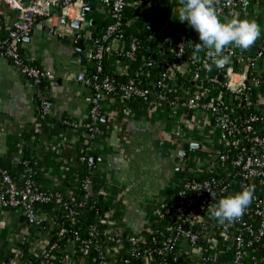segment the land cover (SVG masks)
I'll use <instances>...</instances> for the list:
<instances>
[{"label":"crops","instance_id":"obj_1","mask_svg":"<svg viewBox=\"0 0 264 264\" xmlns=\"http://www.w3.org/2000/svg\"><path fill=\"white\" fill-rule=\"evenodd\" d=\"M97 3L98 0L88 3L94 8L88 9L85 17L80 16L81 10L77 14L73 9L66 20L59 6H53L50 15L43 20L37 18L31 32L18 43V50L28 61L51 72L46 82L52 102L49 114L38 113L35 87L30 79L8 59L0 57V164L14 167L24 157L33 159L35 184L60 195L73 188L71 177L81 166L77 159L84 148L85 132L71 124L82 122L90 105L91 90L77 76L92 65L88 37L99 31L107 18V9L103 5L96 7ZM83 6L77 2L74 8ZM178 8V0H127L126 25L139 19L149 39L168 37L184 39L191 45L199 43L198 33L187 22L178 20ZM247 9L245 13L228 9L218 16L221 22L238 17L258 23L260 37L246 50L252 53L257 44L264 45V0H252ZM14 17V11L0 6L3 22L10 23ZM75 19L80 20V28L72 26ZM80 38L84 39L82 45H78ZM120 43L121 47L125 45L114 43L113 48ZM111 56L115 70L124 73L126 64ZM165 61L157 62L166 66ZM190 113L184 111V137L175 140L172 119L163 101L146 99L137 111L126 108L113 95L104 99L100 117L107 135L90 144L89 158H96L94 163L89 162L94 177L110 187V212L122 230L138 235L149 233L156 223L147 206L170 194L182 179L192 175L196 166L205 165L200 159L213 139L210 134L206 138L201 136L195 116ZM160 142L167 143L168 155L162 153ZM184 142L199 143L200 147L183 158L178 150ZM43 211L49 225L50 214ZM22 215L17 209L0 207V264H4L3 256L18 251L21 243L27 244L30 252L44 251L46 247L49 231L30 225L25 217L21 219ZM115 251L116 248L106 253L112 257ZM66 255L64 264H86L83 259L78 261L73 251Z\"/></svg>","mask_w":264,"mask_h":264},{"label":"built area","instance_id":"obj_2","mask_svg":"<svg viewBox=\"0 0 264 264\" xmlns=\"http://www.w3.org/2000/svg\"><path fill=\"white\" fill-rule=\"evenodd\" d=\"M91 1L95 0H0V6L5 5L15 12V17L10 23L0 19V57L8 59L20 74L30 79L35 87L38 113L43 116L49 114L52 107V102L47 95V84H45L51 72L36 67L28 61L18 50V43L31 32L37 18L43 20L50 15L53 6H59L60 13L68 16L73 9L76 10L75 13H80L81 8H74L75 3L88 5ZM98 1L107 9L108 23L99 37H88V49L91 57L96 61L95 72L90 75L80 73L77 79L91 90L90 105L85 119L82 122L72 123L71 127L83 130L87 138L99 137L97 122L101 118L102 103L106 97L116 92L121 93L125 98L149 97L163 101L172 119L173 139L180 140L187 131L183 121L184 111L187 110L194 114L196 127L201 129V136L206 138L210 134L213 139L210 149L206 150L200 159L205 165L196 166L191 174L198 176L217 167L225 174L192 179L180 187L178 183L175 188L179 187L176 204V219L180 221L179 225L170 229L163 245L155 250L148 247L138 249V234L129 233L127 239L130 254L140 256L155 251L162 256L174 252L177 257L187 255L193 264H209L212 261L249 264L246 247L259 244L264 250V198L259 194H253L251 203L238 221L228 226H221L224 229L232 227L237 230L234 234L221 232L227 241L224 250L215 244L210 246L198 244L201 230L193 229L190 225L198 223L202 219L205 206L217 196L226 194L235 180L239 179L241 186L244 187H248V182L253 180H258L259 184L264 186V133L256 132L254 127V124L262 117L256 112L236 115L233 106L228 105L220 95L205 100L211 87L222 82L224 91L228 95L234 94L239 100V106H253L264 111V45L257 44L252 53L229 46L224 53L229 57V61L219 73H214L207 67V50L199 53L198 60H193L192 54L186 51L187 46L193 48L188 41L161 37L159 43L167 44L169 48H158V52L171 60L161 73V77L149 87L144 86L140 78H129L125 82L116 83L109 76L100 75L101 61L112 51L114 43L124 42V26L126 25L124 11L127 0ZM251 1L216 0L215 7L218 15L228 9L245 13ZM138 47L137 38H132L128 42L124 51L127 61L136 59ZM252 71H255L254 75L250 74ZM183 74L189 75V79L195 83L193 91L190 88H173L177 78ZM220 74L223 75L221 82L218 79ZM166 79L172 82L169 89L163 87ZM198 89L201 90L198 91ZM253 89L257 91L255 98H251L250 95ZM232 146L238 147L237 151H232ZM90 148L91 146L84 142L82 154L77 159L81 165L87 161ZM20 163L26 165L21 182L16 181L7 169L0 167V207L17 209L30 225L39 226L49 221L43 210L50 214V220L55 217V208H47V205L51 202L60 204L61 195L56 194L52 197L51 191L37 188L32 179L33 168L23 160ZM226 164L229 165L228 168ZM88 166L90 167V162ZM92 180V176L82 179V187L87 193L91 191ZM43 205L46 206L44 209H42ZM65 209L70 210L67 207ZM110 210L100 220L106 223L109 229V232L105 233L106 241L110 240L118 248L122 243L121 233L125 230L121 229L116 216ZM182 223L190 225L184 227ZM65 232L66 228H61L58 236L63 237ZM209 232L210 235H214L216 227L212 225ZM99 233L96 224L90 225L88 238L82 239L75 233V239L81 243L79 248L82 255L88 254L91 246L98 247L96 238ZM54 247L55 243L44 250L39 264H55V257L51 253ZM103 250L104 252L99 251L100 258L96 264H112L105 253V250H109L107 244L103 245ZM251 259L252 264H258L255 256ZM153 263L173 264L167 260Z\"/></svg>","mask_w":264,"mask_h":264},{"label":"trees","instance_id":"obj_3","mask_svg":"<svg viewBox=\"0 0 264 264\" xmlns=\"http://www.w3.org/2000/svg\"><path fill=\"white\" fill-rule=\"evenodd\" d=\"M126 13L124 11V21L126 20ZM108 23V18L100 25V30L91 33V37H99L104 31L106 25ZM147 29L144 26V23L139 24V19L132 22L131 25L124 26L125 45L121 47V43L119 46L112 48V51L102 58L101 66L102 71L100 75H107L109 78L113 79L116 83L125 82L129 78H140L142 79L143 85L149 87L153 82L157 81L161 77V73L163 70L159 69L156 65H149L145 68H142V65L147 61H165L170 62V58L161 55L158 51H156L157 45L159 48H169L167 44L161 45L159 40L149 39V37L145 34ZM132 38H137L139 41V47L136 52V59L134 61H127L124 56V51L127 48L128 42ZM187 52L192 54L193 48L191 46H187ZM113 55L118 61H121L126 64L127 68L124 73L117 72L115 70V64L110 60V57ZM112 57V56H111ZM163 57L166 59L163 60ZM92 65L86 71L88 75L95 72L96 61L91 57ZM210 61L207 62L209 64ZM200 68H203L202 65H199ZM211 70L214 73H219L222 70V67L217 68L215 65H212ZM46 84V83H45ZM44 84V85H45ZM172 85L171 81L167 79L164 80L163 87L169 89ZM195 83L189 79V76H180L175 81L174 89H183L190 88L191 91L195 89ZM201 89H198V91ZM262 91V89L259 88ZM256 90L253 89L250 92L251 98H255ZM263 93V92H261ZM222 96V99L228 104L232 105L234 108V112L236 115H245L251 112H256L262 119H259L255 124V131L259 133H264V111L262 109H258L253 106H239L238 99L234 94L228 95L224 91L223 83H217L213 85L205 98L208 99L212 96ZM115 99L118 101H122L124 106L128 109H135L138 111L143 105L146 99H150L149 97H130L125 98L121 93L116 92L113 94ZM98 129L100 131V137H104L107 135V127L105 123L98 119L97 122ZM97 137L85 138L86 145H90ZM237 147V146H236ZM238 148V147H237ZM237 148L232 146V151H237ZM23 161L26 162L27 165L33 168L34 160L28 157H24ZM89 157H87V161L80 166V169L77 170L73 176L71 177V181L74 186L71 190L66 194H61V203L55 204L51 202L47 205V208H55L56 215L50 221V224L44 223L42 225L36 226L37 228H43L49 231L50 237L46 244L45 249H47L50 245L55 243V247L52 249L51 253L55 257V264H64L65 257H67V251H73L77 260H84L86 264H96L99 261V251L103 250V245L107 244L109 250L116 248L114 243L110 240L106 241L105 233L109 232V229L106 223L101 222V218L105 216L106 212L110 210L111 202H110V187L104 181L98 180L93 177L91 167L88 166ZM25 164L18 163L14 167L3 166L0 164L1 168L7 169L9 173L15 177L16 181L21 182L22 180V172L25 168ZM228 164L226 167L228 168ZM19 174V175H18ZM224 176L223 171H220L219 168H213L212 170H208L203 172L202 174L195 176L190 175L186 179H182L179 183V187L182 186L183 183L190 181L192 179H204L209 178L210 176ZM20 177H18V176ZM86 176H92V185L90 193H87L82 187V179ZM32 179L35 181L34 174H32ZM78 179V180H77ZM35 184V182H34ZM35 186L39 189L36 184ZM178 187V188H179ZM248 187L254 189V193L259 194V196L264 198V186L259 184L258 180H253L248 182ZM178 188H175L171 191L167 196L159 199L155 204H150L147 206V210L153 216V221L156 223L155 227L152 230L142 235H138V249L142 250L143 248H150L151 250H155L158 247L163 245V242L166 236L169 234L170 229L179 225L180 221L176 219V204L178 200ZM244 186H241L239 179L235 180L232 185L228 188L226 194L219 195L213 199V201L205 206V210L203 211L202 219L194 224L190 225L189 223H182L184 227L187 225L191 226L193 229L201 230V234L198 239V244L203 246H210L211 244L218 245L220 249L224 250L225 244L227 241L224 239L221 232L234 234L237 230L234 228H222L215 219L209 218L208 208L211 205L216 204L219 199L233 195L239 191H241ZM45 190V189H43ZM49 191V190H47ZM52 193V197L59 193ZM67 207L70 210L65 209ZM72 212L70 213V211ZM49 223V222H48ZM96 224L98 227V231L100 232L98 237V247L91 246L88 254L82 255L80 252V241L75 239V233H77L80 238H88V229L90 225ZM216 227V232L214 235H210L209 228L211 226ZM49 226V228H48ZM187 226V227H188ZM66 228V232L64 236H58V232L61 228ZM129 233L127 231H123L121 233L122 243L116 248L115 254L112 257H109L106 253L107 258L112 262V264H154L153 262H159L161 260H167L173 264H188L190 259L187 255L175 256L174 252L164 254L162 256L158 255L155 251H152L147 255L133 256L130 254V245L127 239ZM154 238V239H153ZM96 241V240H95ZM44 249V250H45ZM248 262L252 264L251 257L255 256L258 264H264V250L262 246L259 244H253L251 246L246 247ZM44 251H34L30 252L27 244L21 243L18 245V251H9L3 256L4 264H39ZM225 253V252H224ZM223 261H212L209 264H222Z\"/></svg>","mask_w":264,"mask_h":264},{"label":"clouds","instance_id":"obj_4","mask_svg":"<svg viewBox=\"0 0 264 264\" xmlns=\"http://www.w3.org/2000/svg\"><path fill=\"white\" fill-rule=\"evenodd\" d=\"M178 20L187 22L198 33L199 43L192 44V59L198 60L199 53L206 51L210 63L217 68L223 67L229 57L225 49L229 46L242 51L249 50L260 37L261 29L254 20L238 17L221 22L216 0H178ZM254 189L245 187L241 191L221 198L208 208L209 218L215 219L220 225L228 226L238 221L253 199Z\"/></svg>","mask_w":264,"mask_h":264},{"label":"water","instance_id":"obj_5","mask_svg":"<svg viewBox=\"0 0 264 264\" xmlns=\"http://www.w3.org/2000/svg\"><path fill=\"white\" fill-rule=\"evenodd\" d=\"M102 6V3L101 2H99V3H97V5H96V7H101ZM90 8H94V6L93 5H85V6H83L82 8H81V14H80V16L83 18V17H85V15H86V12L88 11V9H90ZM64 19L66 20L67 18H66V16L64 17ZM72 26L73 27H75V28H80V20H73L72 22ZM83 38H80L79 39V41H78V45H82V43H83ZM156 65L159 69H161V70H165V68H166V66H164V65H162L160 62H157V61H147V62H145L143 65H142V68H145V67H147V66H149V65ZM223 66H226V64L225 65H223ZM250 74H252V75H254L255 74V71H252ZM218 79H219V81L221 82L222 80H223V75L222 74H220L219 76H218ZM191 111H189V115L191 114L190 113ZM159 145H160V147L162 148V153L163 154H165V155H168L169 154V152H168V149H167V143L166 142H160L159 143ZM199 147H200V144L199 143H195V142H190V143H188V142H184V143H182V145H181V148L178 150V154L180 155V156H182L183 158H187L188 157V153H189V151L190 150H193V149H199ZM95 158L96 157H90V161L92 162V163H94L95 162ZM187 175H188V172L186 173V177H187ZM46 206L45 205H43L42 206V208H45ZM12 210H13V208H11ZM22 218H24V215H22L21 216V219ZM224 264H229L228 262H225Z\"/></svg>","mask_w":264,"mask_h":264}]
</instances>
